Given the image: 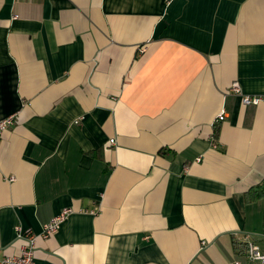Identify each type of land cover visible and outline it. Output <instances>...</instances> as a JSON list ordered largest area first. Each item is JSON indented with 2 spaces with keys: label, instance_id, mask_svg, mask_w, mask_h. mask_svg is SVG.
Masks as SVG:
<instances>
[{
  "label": "crops",
  "instance_id": "obj_1",
  "mask_svg": "<svg viewBox=\"0 0 264 264\" xmlns=\"http://www.w3.org/2000/svg\"><path fill=\"white\" fill-rule=\"evenodd\" d=\"M234 81L264 95V0H0V259L20 252L16 225L40 234L65 207L34 264L264 248V193L246 196L264 102Z\"/></svg>",
  "mask_w": 264,
  "mask_h": 264
},
{
  "label": "built area",
  "instance_id": "obj_2",
  "mask_svg": "<svg viewBox=\"0 0 264 264\" xmlns=\"http://www.w3.org/2000/svg\"><path fill=\"white\" fill-rule=\"evenodd\" d=\"M231 94L241 95L244 104H258L264 102V95H247L242 94L240 85L234 81L228 91ZM225 118V111L222 109L214 118V123L222 121ZM14 123V115L0 118V133ZM213 139V145L216 141ZM110 144L114 143V139H110ZM197 161L200 157L196 158ZM71 208L65 207L57 214L53 215L48 221L43 223L40 234H34L31 230H23L20 226H15L16 238L21 240L20 252L14 255H5L0 259V264H34L36 241L38 236L47 239L56 233L59 225L70 214ZM226 264H264V248L259 247L253 241H247V250L244 258H235Z\"/></svg>",
  "mask_w": 264,
  "mask_h": 264
},
{
  "label": "trees",
  "instance_id": "obj_3",
  "mask_svg": "<svg viewBox=\"0 0 264 264\" xmlns=\"http://www.w3.org/2000/svg\"><path fill=\"white\" fill-rule=\"evenodd\" d=\"M258 189H254V188H250L247 192H246V196L249 197L252 194L255 196H252V198H257L256 195H260L262 193H264V180H262V182L258 185V187H256ZM238 244L236 245V249H237Z\"/></svg>",
  "mask_w": 264,
  "mask_h": 264
}]
</instances>
